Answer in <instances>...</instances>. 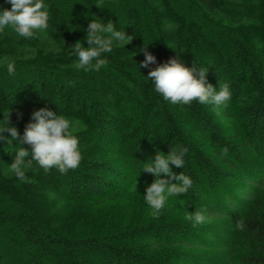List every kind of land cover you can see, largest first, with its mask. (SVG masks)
<instances>
[{
    "label": "trees",
    "instance_id": "trees-1",
    "mask_svg": "<svg viewBox=\"0 0 264 264\" xmlns=\"http://www.w3.org/2000/svg\"><path fill=\"white\" fill-rule=\"evenodd\" d=\"M97 2L45 0L46 32L0 33V59L16 65L15 76L0 66V120L10 110L22 136L34 111L63 114L83 157L67 174L34 162L21 182L7 169L22 145L0 141V264H264V0ZM95 17L133 39L114 44L99 72L77 71L68 50L89 47ZM145 46L157 64L208 67V83H229L228 107L165 101L146 78L156 65L139 67ZM178 147L185 165L172 170L192 187L153 217L143 197L156 177L144 164ZM201 207L208 222L193 227L185 216Z\"/></svg>",
    "mask_w": 264,
    "mask_h": 264
},
{
    "label": "clouds",
    "instance_id": "clouds-1",
    "mask_svg": "<svg viewBox=\"0 0 264 264\" xmlns=\"http://www.w3.org/2000/svg\"><path fill=\"white\" fill-rule=\"evenodd\" d=\"M11 8L0 5V33L5 29H11L18 36L31 39L37 33L46 32L49 27V5L45 0H5ZM96 6L101 8L102 0H98ZM89 47H84L83 42L77 40L68 50L75 56L76 62L72 65L77 71L99 72L109 63L104 54L111 53L114 44L121 47L131 43L133 37L125 31L117 30L115 23L108 20L106 23L100 19H92L87 25V35L84 38ZM145 59L139 64L141 68L156 65L147 74V79L152 81L154 91L174 105L188 106L193 102L202 105H212L219 114L221 108H227L232 91L229 83L219 82V87H214L207 82L208 67H187L178 58H170L164 63L157 64L156 57L147 50V46L141 49ZM183 51V50H182ZM0 66L6 67L9 76H15V60L9 57L0 59ZM3 120H0V141L7 144L19 142L20 147L14 156L7 171L13 174L21 182H31L27 172L33 168L35 162L45 173L51 169H57L61 174H67L69 170H75L82 161V153L79 148V138L75 135L73 121L63 114L40 108L32 113L31 120L26 124L23 135L15 126H10V110L3 112ZM18 117L21 115L17 113ZM9 133L6 137L3 134ZM30 146L31 151L23 147ZM186 147L171 148L165 155L157 152L154 160L144 164L143 170L155 175V179L146 187V195L143 197L149 207L150 215L158 217L165 209L169 198L187 194L193 181L190 176L182 171L179 174L173 172L171 165L182 168L185 165ZM227 155V149L223 150ZM30 157V158H29ZM164 174L167 178H160ZM175 181V182H173ZM137 184V182H136ZM208 209L196 208L195 212L187 213L185 219L198 227L208 222ZM236 229L243 231L246 227L245 220L239 218Z\"/></svg>",
    "mask_w": 264,
    "mask_h": 264
},
{
    "label": "rangeland",
    "instance_id": "rangeland-1",
    "mask_svg": "<svg viewBox=\"0 0 264 264\" xmlns=\"http://www.w3.org/2000/svg\"><path fill=\"white\" fill-rule=\"evenodd\" d=\"M210 256H212V253H207V257L209 258ZM222 260L223 259V257H221V256H219V260ZM217 260H218V258H217Z\"/></svg>",
    "mask_w": 264,
    "mask_h": 264
}]
</instances>
